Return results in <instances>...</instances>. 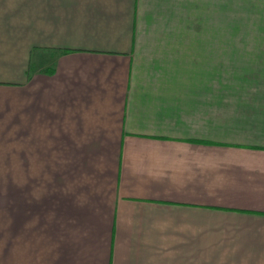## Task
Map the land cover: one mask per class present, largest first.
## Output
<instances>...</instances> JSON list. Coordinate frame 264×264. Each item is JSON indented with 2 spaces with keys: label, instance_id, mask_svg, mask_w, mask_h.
Listing matches in <instances>:
<instances>
[{
  "label": "crops",
  "instance_id": "0c3cea01",
  "mask_svg": "<svg viewBox=\"0 0 264 264\" xmlns=\"http://www.w3.org/2000/svg\"><path fill=\"white\" fill-rule=\"evenodd\" d=\"M5 177L12 264H264V0H0V264Z\"/></svg>",
  "mask_w": 264,
  "mask_h": 264
},
{
  "label": "rangeland",
  "instance_id": "374dc122",
  "mask_svg": "<svg viewBox=\"0 0 264 264\" xmlns=\"http://www.w3.org/2000/svg\"><path fill=\"white\" fill-rule=\"evenodd\" d=\"M233 6V5H231ZM235 4L234 9L230 8V19H235ZM5 188V251H4V264L13 263L12 255V177L4 178Z\"/></svg>",
  "mask_w": 264,
  "mask_h": 264
},
{
  "label": "trees",
  "instance_id": "16d2710c",
  "mask_svg": "<svg viewBox=\"0 0 264 264\" xmlns=\"http://www.w3.org/2000/svg\"><path fill=\"white\" fill-rule=\"evenodd\" d=\"M12 194V193H11Z\"/></svg>",
  "mask_w": 264,
  "mask_h": 264
}]
</instances>
